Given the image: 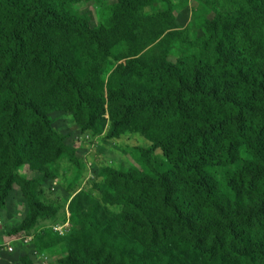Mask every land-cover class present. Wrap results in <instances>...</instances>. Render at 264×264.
Returning <instances> with one entry per match:
<instances>
[{"label":"trees","instance_id":"obj_1","mask_svg":"<svg viewBox=\"0 0 264 264\" xmlns=\"http://www.w3.org/2000/svg\"><path fill=\"white\" fill-rule=\"evenodd\" d=\"M85 1L0 0V18L18 25L10 33L0 30V61L7 62L2 78L9 86L14 83L12 66L19 59L17 49L23 36L37 32L41 20L75 25L84 33H92L88 15L76 20L72 16V7ZM151 6L150 0H119L108 10L114 21L122 16V27L126 26L125 17L133 25H148L152 19L144 18L143 11ZM204 7H209L212 18H202L203 24L194 28V34L188 32L178 40L175 65L160 67L131 60L135 71L129 77H143L153 85L141 93L125 96L123 116H113L109 132L112 138L133 129L131 119L136 105L148 106L154 118L169 107L180 105L175 115L165 117L166 125H154L167 136L171 144L168 153L176 155V168L188 171L185 183L182 185V177H176L173 171L142 176L134 170H112L109 181H118L135 191L136 198L129 200L133 228L153 241L176 233L193 251L205 244L209 256L201 264H246L249 258L234 261L216 253L226 246L249 250L256 236H264V76L254 68L264 56V0H212ZM198 13H194V20ZM166 14L172 16L171 12ZM154 15V21L159 22ZM8 41L13 43L12 51L4 45ZM62 76L72 89L71 100L82 112L87 128L93 129L100 111L97 97L86 90L89 84H81L67 70ZM1 85L3 95L7 90ZM182 109L187 113H182ZM9 110L0 126V143L8 146L11 158L8 171L0 174V210L6 208L12 187L19 186L28 212L11 234L29 236L38 228L39 219L54 217L57 210L43 205L33 180L18 171L22 164L31 163L49 150V141L55 142L57 155L66 146L49 116L32 101L15 95ZM241 146L248 151L243 161L239 160ZM215 156L222 168L231 167L222 185L209 173ZM236 184L244 187L236 189ZM151 192L155 205L147 201ZM88 222L91 241H87L85 249L81 247L82 256L68 253L61 264H199L183 260L171 250L146 252L126 237L110 233L95 217L88 216ZM49 233L53 234L47 229L37 233V247H50ZM252 261L264 264V254L252 257Z\"/></svg>","mask_w":264,"mask_h":264},{"label":"rangeland","instance_id":"obj_2","mask_svg":"<svg viewBox=\"0 0 264 264\" xmlns=\"http://www.w3.org/2000/svg\"><path fill=\"white\" fill-rule=\"evenodd\" d=\"M150 1L153 6L143 11L144 18L152 19L148 25H133L125 17L126 26L122 27V16L115 21L111 19L108 9L117 5L119 0H86L81 6L72 7L74 20L79 16H89L91 34L84 33L75 25L41 20L37 25L38 31L24 34L23 43L17 49L19 59L12 66L11 74L13 86L2 78L7 62L0 61V84L7 90L0 95V126L6 121L13 97L19 95L32 101L49 116L53 129L64 139L66 146L57 155L55 142L49 141V150L20 167L19 174L33 180L38 200L55 208L57 215L39 219L38 228L29 235L33 239L28 243L20 240L27 235L11 234L28 212L20 187L14 185L6 208L0 210V264H61L68 253L82 256L81 247L85 249L87 241H91L88 216L101 221L110 233L126 237L149 253L171 250L181 259L199 264L209 256L205 244L195 252L179 234L170 233L153 241L135 230L129 206V200L136 198L135 191L118 181L114 184L109 181L112 170H134L142 176L173 171L176 177H182L183 185L188 173L186 169L180 171L176 168V155L168 153L171 144L167 136L156 130L158 127L154 125L155 122L166 125L165 117L175 115L180 105L169 107L156 118L151 116L148 106L136 105L132 111L133 129L109 137L113 116L121 117L125 109V96L141 93L153 85L146 78L129 77L135 71L131 60L139 59L160 67L175 65L178 40L188 32L194 34V28L202 26V18H212L207 11L209 7H204L212 0H170V4L165 0ZM196 11L199 13L194 20ZM169 12L172 16L165 15ZM154 13L159 22L154 21ZM16 27L18 25L14 21L11 23L8 18H0V30L10 33ZM4 45L11 51L14 47L9 41ZM254 68L264 76V56ZM64 70L81 84H89L86 90H91L98 99L100 111L93 129L87 128L82 112L71 100L73 93L62 76ZM185 112L182 109V113ZM254 129L260 131L258 127ZM247 154L246 147L241 146L239 160L243 161ZM10 161L9 148L1 142L0 174L8 171ZM220 163L215 156L209 173L222 185L225 184V173L231 167L222 168ZM235 187L242 189L244 185L236 184ZM147 201L155 205L152 192ZM57 225L63 227L62 233L53 231ZM44 229L53 233L47 236L49 248L37 247V242L34 243L37 233ZM7 241L11 251L6 249ZM252 242L249 250L226 246L216 256L223 255L234 261H247L249 258L246 264H262L259 261L254 263L252 257L264 254V236H256Z\"/></svg>","mask_w":264,"mask_h":264},{"label":"built area","instance_id":"obj_3","mask_svg":"<svg viewBox=\"0 0 264 264\" xmlns=\"http://www.w3.org/2000/svg\"><path fill=\"white\" fill-rule=\"evenodd\" d=\"M62 229H63V227H61L60 225H57V226H55L54 228H53V231H55V232H59V233H62ZM33 239V236H24V237H22V238H20V240H23L25 243H28L29 241H31ZM7 243H8V241H7ZM7 243H5V244H7ZM12 247L9 245V243L7 244V250L8 251H11L12 249H11Z\"/></svg>","mask_w":264,"mask_h":264}]
</instances>
